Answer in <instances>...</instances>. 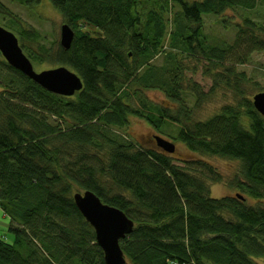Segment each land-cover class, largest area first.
<instances>
[{
  "label": "trees",
  "instance_id": "obj_1",
  "mask_svg": "<svg viewBox=\"0 0 264 264\" xmlns=\"http://www.w3.org/2000/svg\"><path fill=\"white\" fill-rule=\"evenodd\" d=\"M46 1L74 30L70 48L54 39L38 49L37 30L11 15L5 28L33 64L67 66L83 87L53 93L0 52V264H105L73 198L85 190L133 220L120 241L130 264H264V115L253 104L264 88L240 68L264 54V22L247 12L240 22L222 19L234 27L231 42L204 30L207 16L254 10L264 0ZM185 58L196 60L193 73L201 66L212 79L209 91L186 77ZM149 89L166 101L149 98ZM215 89L231 91L233 102L194 118ZM131 116L163 135L174 125L169 136L195 153L239 161L241 174L229 182L239 192L212 197L210 183L222 175L202 160L181 165L174 152L135 142L124 130Z\"/></svg>",
  "mask_w": 264,
  "mask_h": 264
},
{
  "label": "rangeland",
  "instance_id": "obj_2",
  "mask_svg": "<svg viewBox=\"0 0 264 264\" xmlns=\"http://www.w3.org/2000/svg\"><path fill=\"white\" fill-rule=\"evenodd\" d=\"M28 1L33 2L32 0ZM0 4L3 5V8L0 7V13L1 11L4 12V14H0V25L6 27L4 23L6 21H9L11 19V16H14L15 18H18L23 23H25L26 26L33 27L38 32L39 41H32V43L38 49H40V44L41 47H49L52 45L51 43H54V39L60 40V30L61 25L64 24V18L59 12L51 7L46 0H37V2H34L33 6L29 5L30 7H28L26 3H23L21 0H0ZM246 12L257 21L264 22V5H258L254 10L245 12L241 10H235L234 12H232L229 10L220 17L207 16L209 14H206L205 16L207 17L204 19V30L211 39L231 42L234 37V27H227L226 23L223 22L222 19H228L229 17V19L240 22L242 18L241 15ZM167 50H169L168 47ZM1 56L2 55H0V58ZM163 59V54H160L156 58V62L158 64H162ZM184 61L186 66L191 68H188V70L185 72L186 77L198 81L199 83H201L204 91H209L210 87L212 86V79L203 74V68L200 66L199 71L193 73L192 67H194L196 60L194 58H185ZM34 67L37 71H40L43 69L51 68L52 66L47 62H43L40 64L35 63ZM240 68L244 70L248 74V76L251 77V84L258 83V86H255L256 88H264V54L259 52L254 53L251 60L246 65H243ZM5 72V67L0 66V75L3 76ZM0 79H3V77H0ZM146 95L154 101L159 102H164L167 99L164 92L158 89H149ZM187 96V103L192 107V105L194 104V96L191 93H188ZM233 100L234 95L231 91L225 89H215L214 94L208 96L206 100L201 102L200 107L195 108L194 118H209L213 114L217 113L224 104L231 103L233 102ZM124 130L129 134L131 139L145 146L156 145L155 141L151 140L150 138L153 137L154 134H158L165 138L171 139L176 144V150L172 155L174 161L178 164L185 165L184 163L186 160L194 159L202 160L208 165L212 166V168L217 171V173L222 175L223 180L228 182V184H226L225 181L217 183L211 181L210 190L212 197L236 195V193L239 192L236 183L230 185L229 182L233 181L236 175L241 174L240 162L216 155H201L189 150L184 143L176 141L169 136V134H172L176 131L174 125L167 126L164 132L165 135H163L157 130H154L153 126L146 119L131 116L130 122ZM247 201L248 203H254L255 199L249 197ZM1 220L4 221L3 218H1ZM260 262L264 263L263 260H260Z\"/></svg>",
  "mask_w": 264,
  "mask_h": 264
},
{
  "label": "water",
  "instance_id": "obj_3",
  "mask_svg": "<svg viewBox=\"0 0 264 264\" xmlns=\"http://www.w3.org/2000/svg\"><path fill=\"white\" fill-rule=\"evenodd\" d=\"M60 35L61 45L66 49L70 48L75 32L69 24H62ZM0 52L9 65L53 93L71 96L83 87L80 76L67 66L37 71L31 59L23 51L18 36L2 25H0ZM253 104L258 112L264 115V92L253 96ZM154 138L159 147L169 153L175 152L174 142L159 135H155ZM73 198L82 215L95 230L96 241L102 248L105 264H129L120 241L133 231V220L123 210L104 202L91 190L75 192Z\"/></svg>",
  "mask_w": 264,
  "mask_h": 264
},
{
  "label": "bare ground",
  "instance_id": "obj_4",
  "mask_svg": "<svg viewBox=\"0 0 264 264\" xmlns=\"http://www.w3.org/2000/svg\"><path fill=\"white\" fill-rule=\"evenodd\" d=\"M176 264V263H175Z\"/></svg>",
  "mask_w": 264,
  "mask_h": 264
}]
</instances>
